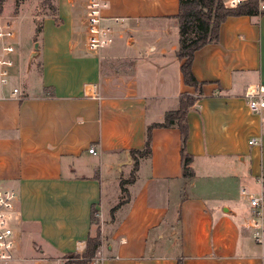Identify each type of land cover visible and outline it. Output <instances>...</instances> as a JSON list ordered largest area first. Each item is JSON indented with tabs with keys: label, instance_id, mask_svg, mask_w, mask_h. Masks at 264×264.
<instances>
[{
	"label": "crops",
	"instance_id": "crops-1",
	"mask_svg": "<svg viewBox=\"0 0 264 264\" xmlns=\"http://www.w3.org/2000/svg\"><path fill=\"white\" fill-rule=\"evenodd\" d=\"M106 1L107 16L125 19L111 46L90 52L78 36L85 0H55L61 23L43 16L30 63L37 62L38 87L22 83L23 99L7 90L0 98V187L17 193L10 262L82 254L96 230L93 209L101 219V264H262L264 244L245 227L241 190L264 192V118L244 97L264 84V15L226 18L219 40L194 53L192 72L205 83L187 113L193 178L185 184L182 177L179 131L154 128L150 156L139 159L125 202L112 211L120 180L132 171L129 151L143 147L146 127L175 109L182 93L195 91L176 57L178 0ZM213 168L225 173L211 185L204 179ZM186 187L203 193V202L186 199ZM178 223L174 253L168 234H177Z\"/></svg>",
	"mask_w": 264,
	"mask_h": 264
},
{
	"label": "trees",
	"instance_id": "trees-1",
	"mask_svg": "<svg viewBox=\"0 0 264 264\" xmlns=\"http://www.w3.org/2000/svg\"><path fill=\"white\" fill-rule=\"evenodd\" d=\"M17 2L20 0H16ZM0 3V12H1ZM50 15L56 24L61 23L57 13V7H51ZM264 15V0H245L236 6H227L223 0H178V11L173 16L178 25L179 45L176 57L180 61V71L185 85L193 87L195 94L182 93L175 109L167 111L161 122L149 124L145 130L144 144L141 149H131L133 159L132 171L127 179L120 180L121 196L119 202L112 208L115 210L125 202L128 196L126 185L135 178L138 161L147 158L151 154L152 130L154 128H175L180 134V158L181 172L185 184L194 176L191 163L193 156L186 150L188 137L187 113L194 105L199 95L202 94V86L205 82L198 81L192 72L194 53L208 43H216L219 40L220 25L231 16ZM42 22L36 26L34 36L41 32ZM34 37V41H36ZM92 223L95 211L92 209ZM100 245V233L90 236L86 240V247L82 254H67L65 264H88ZM178 264H182L178 260Z\"/></svg>",
	"mask_w": 264,
	"mask_h": 264
},
{
	"label": "built area",
	"instance_id": "built-area-1",
	"mask_svg": "<svg viewBox=\"0 0 264 264\" xmlns=\"http://www.w3.org/2000/svg\"><path fill=\"white\" fill-rule=\"evenodd\" d=\"M227 6H236L245 0H223ZM108 3L106 0H85L84 4V37L86 49L90 52L99 53L111 46L115 40L119 25L124 22L123 17L107 16L105 10ZM15 22L10 18L0 16V98L5 90L9 95L24 98L21 83H16L15 69L17 66V48L15 45ZM248 108L264 118V84L257 83L244 92ZM250 140L249 143H255ZM88 152L96 154V148L90 146ZM262 180V178H260ZM241 194L247 199L249 217L245 227L249 229L251 238L258 245L264 244V192L249 193L245 189ZM17 193L13 188H0V262H8L14 259L15 235L13 229V212ZM99 217V215H95ZM67 259L57 258L50 264H65ZM103 257L96 251L88 264H101ZM264 264V254L261 255Z\"/></svg>",
	"mask_w": 264,
	"mask_h": 264
},
{
	"label": "rangeland",
	"instance_id": "rangeland-1",
	"mask_svg": "<svg viewBox=\"0 0 264 264\" xmlns=\"http://www.w3.org/2000/svg\"><path fill=\"white\" fill-rule=\"evenodd\" d=\"M0 3H1V8H2L0 12V16L4 18L8 17L14 20V22H16L15 23L16 24L15 45L17 48L18 55H17V66L14 71L15 73L14 81L16 83L21 82V85L22 83H24V86L26 88L33 90L37 88L39 85V76H38V71H37L38 67H37V62L33 61L30 66V69H28V57H29L30 50L33 48L34 42L38 43V41H40V32H38L37 37L34 36L36 26L41 23L44 15H47L50 12H52L51 7L55 5V0H20L18 2L16 0H0ZM169 22L170 21L166 20V21H163L162 24L170 25ZM123 27L124 26L122 24V25H119L118 28H123ZM78 36L82 40H84V36L82 32H80ZM125 36L129 37V34L125 33ZM34 37H36L37 39L36 41H34ZM215 163H218V162L214 161L213 164ZM213 170H214V172H212L213 174L211 172H208L212 174L213 176H210L209 178L204 179V181L207 180L208 184H211V185H213V180H215L217 177L215 174H218V172L225 173L223 172L222 169L220 170V169L213 168ZM202 171H203V168H202ZM200 180H201L200 182H202V176ZM11 187L12 186L10 184H4L0 188L4 189V188H11ZM182 195L188 200L196 201L197 199H193V197L195 198L198 197L199 198L198 201L200 200L201 202H203V199H204L203 193H201L198 189L193 191L189 187H186L183 189ZM207 195H209L208 192H207ZM210 201L213 202V200H210ZM236 210L238 214L237 217H239L241 210L238 207L236 208ZM168 220H172V217L168 218ZM93 225L95 226V229H96L93 235L95 236L97 232L100 233V230L102 227L100 217L94 216ZM174 230H178L177 234H174L173 236H169L168 234V237L170 239H173L174 247L168 250L174 253H179V245L181 243V235L179 236V223L174 224ZM23 240L25 242L29 241L28 238H25ZM28 245L31 248L32 246L31 243ZM163 249L164 247L159 246L155 248V251H161ZM61 258L63 260L67 259L66 256H63ZM0 264H27V263L26 262L17 263V262L8 261V262H0ZM28 264L30 263L28 262Z\"/></svg>",
	"mask_w": 264,
	"mask_h": 264
},
{
	"label": "water",
	"instance_id": "water-1",
	"mask_svg": "<svg viewBox=\"0 0 264 264\" xmlns=\"http://www.w3.org/2000/svg\"><path fill=\"white\" fill-rule=\"evenodd\" d=\"M38 54V43L35 42L34 46H33V51L31 52V54L29 55L28 58V67L30 66L31 60L33 59V57L37 56Z\"/></svg>",
	"mask_w": 264,
	"mask_h": 264
}]
</instances>
